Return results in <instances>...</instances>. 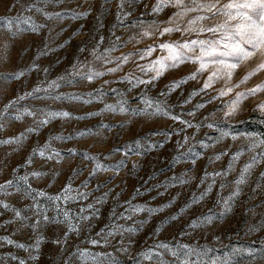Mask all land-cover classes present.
I'll list each match as a JSON object with an SVG mask.
<instances>
[{"label": "rangeland", "instance_id": "1", "mask_svg": "<svg viewBox=\"0 0 264 264\" xmlns=\"http://www.w3.org/2000/svg\"><path fill=\"white\" fill-rule=\"evenodd\" d=\"M155 2L136 0L124 9L130 11L131 15L121 16L117 20L118 0H0V112L4 111V105L9 100L24 96L38 85L44 88L49 81L65 76L77 60L92 61L91 66L101 71L115 67L118 61L104 65L102 60H93L90 54L101 36L104 40L97 49L98 53L116 45L115 51L108 54L109 59L134 53L149 44L155 47L163 40L184 39L179 33L164 37L157 34L137 43L140 39V21L145 27L153 21L160 24L175 11L162 8L153 12L151 6ZM222 2L227 3V0ZM32 4L51 13V18H45L43 12H37L35 8L28 10ZM82 12L87 15L80 16ZM56 13H60L61 18H57ZM6 18L12 20L13 31L17 23L23 31L13 36L3 26ZM28 18L42 25L38 32L30 30L29 24L25 23ZM178 23L184 25V21ZM133 24L138 26L132 27ZM117 36L121 38L119 42L115 39ZM60 44H64V47H58ZM80 47H86L88 51L80 53ZM163 54L157 47L152 56L145 60H140L136 55L130 56L129 61L115 73L105 71V75L91 83L79 77L71 84L67 78L58 81L60 87L51 89L50 95H59L61 99H50L41 91L25 96L11 106L5 116L0 117V141L20 133L25 137L20 143H0V184L6 180L14 181L13 187L0 192V201L8 204V208L0 205V264H18L19 259H24L26 264H64L65 259L70 264H110L108 254L118 264H181V261H189L190 264H213L214 261L215 264H264V178L260 175L264 172V159L259 155L264 152V146L249 151L251 141L239 135L236 140L229 136L216 143L220 137L216 128L202 126L181 131L185 125L179 120L141 112V109L147 108L145 101H151L153 106L159 103L162 110L193 125L215 121L220 129L232 134L255 133L264 138V115L254 110L257 103L264 101V92L242 100L237 115L228 123L223 122V112L217 111L234 98L236 91H245L264 82V69L254 72L228 96L209 103L210 97L216 95L215 90L224 86V81L217 80L211 88L201 91L206 72L170 89L174 80L180 81L195 70L196 65L188 61L166 70L148 84L137 83V79L148 80L154 75L142 71L137 65H146ZM262 59L264 57L257 54L239 63L233 70L230 83H238L256 69ZM17 71L24 72L19 80L8 75ZM126 75L131 80L126 79ZM105 80L109 83L104 84ZM98 90L103 92L102 96ZM73 95L81 99H72ZM85 100L91 102L85 103ZM121 104L127 109L126 112L119 111ZM201 104L204 107H198ZM105 105H112L116 110H106ZM25 109L36 115L23 114L20 120H16L15 116L24 113ZM49 110H67L73 118L52 119L38 131H27L34 126V120L42 118V111ZM90 112L99 114L88 116ZM105 125L107 127H103ZM86 129L90 130V134L77 135ZM185 134L189 137L187 143L183 141ZM56 135L63 139H50ZM69 136L72 139H68ZM137 140L142 145L140 156L128 151L136 149ZM45 142L50 143V149L42 157L39 150ZM51 149L59 152L60 157H56ZM68 149H75L76 154L70 155ZM225 150L228 155L216 160L215 154ZM236 151H241L242 155L234 161L233 169L227 176L209 175L200 184L205 172L226 169L232 153ZM126 152L128 155H125ZM85 153L95 159H85ZM49 154L52 159H48ZM254 155L260 163L246 174V182L240 185L241 194L233 199L231 211L221 216L222 200L235 190L234 181L241 168ZM29 160L31 163H27ZM97 163L109 170H98L89 175ZM134 163L137 165L135 169ZM116 165H119L118 172L114 170ZM33 172L42 175L33 176ZM23 176L28 177V185L33 190L31 196L25 195L28 185L19 180ZM180 178L189 182L181 184ZM213 180L216 183L212 185V191L199 199L200 193ZM221 183L224 184L223 188L220 187ZM198 184L200 187H197ZM65 185H71L68 200L63 199L62 189ZM41 191L46 195L38 196L37 192ZM77 192L88 195L80 197L76 195ZM55 196L61 199H48ZM194 197L199 202H193ZM33 205L39 208H33ZM137 206L144 208V211H130ZM148 209L153 211L149 212ZM16 210L27 219L18 220ZM37 210L50 219L44 222L41 216L39 226L34 228ZM64 212L69 214L73 223L79 221V231L69 232L66 239V224L54 222L63 221ZM122 215L131 218L125 219ZM172 216L177 218L173 220ZM209 217L211 222L206 219ZM117 225L121 226L120 231L124 228L132 230L123 231V235L117 232L108 238V244L97 237L102 229L107 235V231ZM39 237L43 239L39 241L37 249L35 244ZM4 238L14 243L8 244ZM57 238L61 240V245L52 243ZM91 239H100L101 242L92 245L89 242ZM19 244H24L27 251L18 247ZM162 244L176 250L178 256L174 257L168 249L159 247ZM185 245L188 247H182ZM121 247L127 251H119ZM188 249L193 251L189 253ZM78 250H86L87 254L83 258L78 254L69 255ZM96 253L104 255L95 256ZM30 256H38V259L32 260ZM12 257H17V260H12Z\"/></svg>", "mask_w": 264, "mask_h": 264}, {"label": "snow or ice", "instance_id": "2", "mask_svg": "<svg viewBox=\"0 0 264 264\" xmlns=\"http://www.w3.org/2000/svg\"><path fill=\"white\" fill-rule=\"evenodd\" d=\"M136 0H118L117 3V12L116 17L117 20L121 19V16L127 17L131 15L130 11H125V7H130L131 3H135ZM153 12H158L162 8H172L175 11L172 12L170 16H168L166 21L161 22L158 24L156 21L148 24L146 27L143 26V21H140V28L141 31L139 33L140 39L137 40V43L144 38H152L154 35L158 34V37H164L171 33H179L181 37H184L182 40H163L156 44L154 47L152 44L147 45L143 49H137L136 52H130L128 54H121L119 57L115 58H108V54L112 51H115L116 45L113 44L111 47L104 48L103 53H98L97 49L99 48L100 44L103 42L104 37L101 36L99 41H97V45L91 49V56L93 60L96 61H103L104 65L112 64L116 61L115 67H108L106 70H96L94 69L91 64L92 61H79L77 60L71 65V71L66 73L65 76H60L56 80H51L47 83L46 87L41 88L39 85L34 87L31 92L25 93L24 96H17L13 100H9L7 104L4 105V111L0 112V117L5 116L8 109L17 103L19 100L25 98V96H32L34 94L40 93L43 91L47 94L48 98L59 100L62 97L52 96L50 95L51 89H57L60 87L58 81L65 80L67 78L68 83H74V79L79 77L80 79H86L89 83H91L95 78L102 77L105 75V71L108 73H115L118 69H120L122 64H125L129 61V57L136 55L140 60H145L147 57L152 56L153 52L156 51L158 47L161 52L165 53L163 55L157 56L155 59L148 62L146 65H137L142 71L154 73L148 80L137 79V83L139 84H148L151 81L158 79L166 70L170 68H176L180 64L188 61L192 64L196 65L195 70L191 71L187 77L183 78L180 81H173L172 84L169 86L170 89H174L178 87L180 83L186 82L187 79H196V77L202 73H207V77L203 81V86L200 89L204 91L212 87V85L217 80H223L224 86L221 87L216 91V95L211 96L209 99V103L213 100H217L220 97L228 96L229 93L233 92L234 88H238L241 84L245 83L250 76L254 74V72L264 69V59L257 65L256 69L252 72H249L245 75L238 83H230L232 80L233 70L237 68L238 64L247 61L248 59L254 57L255 55L259 54L261 57H264V0H227V3H223L222 0H156L155 4L152 6ZM35 8L37 12H43L45 18L50 19L52 14L49 12L44 11L42 8L37 7L35 4L29 5L28 10ZM190 14H193L190 16ZM57 18L60 17V13L55 14ZM80 16H85L87 13H79ZM217 17H221L222 19L217 20ZM76 18V17H73ZM178 21H184V25L182 26L181 23ZM208 22V23H206ZM25 23L29 24L30 30L33 32H38L39 28L42 25H37L36 23L31 21V18L25 20ZM163 24L164 26H161ZM13 36L16 35L17 32L23 31L19 27V23H17L15 31H13V24L10 18H6V23L3 24ZM138 25L133 24L132 27H137ZM207 34V35H205ZM75 35V33L73 34ZM203 37V38H201ZM116 41H120V37L117 36ZM135 39V37H133ZM67 41H65V44ZM58 47H64V44L58 45ZM80 53H84L87 50L86 47H80L78 49ZM86 69V70H83ZM45 71H47L45 69ZM12 79L19 80L23 75V71L12 72L8 74ZM126 79L131 80L129 76H125ZM109 83V81L105 80L104 84ZM135 86V85H134ZM99 91V90H98ZM264 92V82L257 83L253 87L246 89L245 91H236L234 98H231L230 101L224 103L223 109H217V111L223 112V122L228 123L232 118H234L240 108V104L242 100L247 99L249 96H255L257 93ZM99 95L102 96L103 92L99 91ZM40 98V97H37ZM72 99H81V97L77 95H73ZM85 103H90V100H85ZM147 108L141 109V112H144L147 115L155 116V115H164L170 117L172 120L176 121L179 120L181 124L185 125V129H181V131H186L187 128H197L199 129L202 126H206L207 128H216L217 131L220 132V137L217 139L216 143H219L220 140L231 136L232 140L237 139V135L244 136L245 138L249 139L251 143L248 146L249 151L256 149L258 147L264 146V138L258 137L255 133H239V134H232L230 131L220 129L217 125L218 122L212 121L207 122L205 125L196 124L193 125L187 120H181L180 117L171 115L168 111L162 110L159 103H156L153 106L151 101H145ZM198 107H204L203 104L198 105ZM105 109L109 111H115L116 109L112 105H105ZM148 109H153L152 111H148ZM254 110H259L262 115H264V101H260L255 105ZM119 111L121 113L126 112L127 109L123 107L121 104ZM26 114L28 116H35L36 114L28 109H25L24 113H18L15 116L16 120H20L22 115ZM99 113H87L88 116L98 115ZM215 113H212L214 115ZM189 115H195V113H189ZM68 119L73 118L72 113L67 110L61 111H53L49 110L47 112L42 111V118L38 120H34V126L27 129L29 132L38 131L40 127H43L49 123L52 119ZM75 119H83V117H75ZM207 121V117L204 118ZM103 127H107L106 125ZM90 134V130L86 129L84 131L79 132L77 135L84 136L85 134ZM155 134V133H154ZM23 139H25L24 134L20 133L18 136L10 137L4 141H0V143H20ZM51 140H59L63 139L62 136L56 135L50 137ZM68 139H72L71 136ZM189 140L188 135H184L183 141L187 143ZM136 149H129V152H135V155L140 156L142 152L139 150L142 145L139 140L136 142ZM179 146H183L180 142H177ZM203 144V141L200 142ZM162 146V145H161ZM207 147V145H204ZM151 147V145L149 146ZM50 149V143L45 142L43 148L39 150L40 156H45L46 151ZM35 151V150H34ZM51 152L55 154L56 157H60V153L56 152L55 149H51ZM70 155H75V149H68ZM128 155V152L125 153ZM227 150L221 151L215 154V159L219 160L222 156H227ZM242 155L241 151H236L232 153L231 159L228 161V165L226 169H222L220 172H212L208 173L205 172L204 175L200 178V184L204 183V180L209 176H227L230 171L233 169L234 161L238 160ZM261 159H264V152L260 154ZM48 159H52V155H48ZM85 159L94 160V157L88 156L85 153ZM59 163V160H57ZM195 160L192 161L195 164ZM27 163H31V161H27ZM123 163V161H121ZM260 163V160L254 155L248 163H245L244 166L241 168L239 176L234 181L236 188L231 193V195L222 200L223 209L220 213L223 216L225 213L231 211L232 201L235 197H238L241 194L240 185L246 182V174L249 172L250 169L254 167V165ZM137 165L133 164V169H135ZM108 171L109 168L97 163L93 168L92 172L89 175L95 174L96 171ZM115 171H119V165L114 166ZM76 171V169H73ZM33 176H40L42 175L39 172L31 173ZM261 178H264V172H261ZM194 178V177H193ZM173 179H176L173 177ZM19 180H22L26 185H28V177L23 176L19 177ZM181 184H186L189 181L184 178H180L179 181ZM216 181L213 180L212 183L208 184L206 188L200 193L199 199H203L212 191V185L215 184ZM200 184L197 187H200ZM14 186L13 180H6L3 184H0V192H5L8 188ZM220 187L223 188L224 184L221 183ZM259 187V185H257ZM16 190L19 192L20 189L17 185ZM256 189H253L255 191ZM31 185H28V190L25 192V195L31 196L32 193ZM64 192V200L69 199L68 193L71 192V185H65L62 189ZM161 195L163 193H160ZM38 196L46 195L44 192H37ZM77 196L86 197L87 193H79L77 192ZM35 196L32 197L35 200ZM75 198V197H73ZM49 200H60V196L55 197H48ZM175 198H173L174 200ZM193 202H199L198 199L195 197L193 198ZM220 203V201H218ZM0 205L4 208H8V204L0 201ZM59 207V205H57ZM92 207V205H89ZM33 208H39L38 205H33ZM162 210V209H161ZM83 211V210H82ZM133 213H139L144 211V208L137 206L130 209ZM149 212L153 211L152 209H148ZM37 219L33 225L34 228L39 226L40 218L42 216L44 222L49 221V217L46 214H43L40 210H37L35 213ZM59 215V213H58ZM64 220L63 221H54L57 223H63L67 226V231L64 232L65 239L67 238L69 232L79 231V221L76 223L72 222V219L69 217L67 212L63 213ZM15 217L18 220L27 219L26 217L22 216V213L19 210L15 211ZM122 218L130 219V216H123ZM177 217L172 216L171 219L175 220ZM81 219L86 220L87 217H81ZM208 219V222H211V218ZM121 226L117 225L114 226L112 229L107 231V235H104L105 230L102 229L100 233H97V237L103 239L104 244L109 243V237L113 236L117 232H120L123 235V231H131L132 229L124 228L123 231H120ZM255 230V229H253ZM6 239L8 244H13L14 242L10 239ZM43 239V237H39L36 241L35 247L39 248V241ZM92 245L100 244V239H91L89 241ZM52 243L55 245H61V240L59 238L53 239ZM18 247L25 249L27 248L24 244L17 245ZM159 247H163L168 249L170 254L174 257L178 256V252L176 250H172L168 248V245L162 244ZM187 248L188 246H182ZM119 251H127V249L121 247L118 249ZM192 249H188V252H192ZM79 255L80 258H83L87 252L86 250L80 251L78 250L77 253H70L71 256ZM104 255L103 253H96L95 256ZM157 255H159L157 253ZM95 256L93 259L95 260ZM107 258L110 261V264H118L114 257H111V254L107 255ZM147 258V257H146ZM30 259L36 260L38 256H30ZM12 260H17V257H12ZM18 264H26L24 259H19ZM64 264H70V261L65 259ZM99 264V262H97ZM181 264H190L189 261H181ZM215 264V261L213 262ZM227 264V262H225Z\"/></svg>", "mask_w": 264, "mask_h": 264}]
</instances>
